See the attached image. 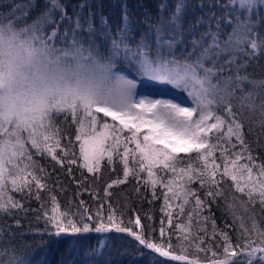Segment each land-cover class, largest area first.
I'll return each instance as SVG.
<instances>
[{"label": "snow or ice", "instance_id": "6c2138e0", "mask_svg": "<svg viewBox=\"0 0 264 264\" xmlns=\"http://www.w3.org/2000/svg\"><path fill=\"white\" fill-rule=\"evenodd\" d=\"M52 4L60 10L59 20L52 18L50 9L28 27L59 50L101 53L92 38L97 32L93 13L86 18L76 14L72 20L58 0ZM165 7L160 5L161 14L154 21L145 15L147 31L138 41L133 37L127 5L122 8L123 26L116 35L101 17L102 34L110 42L105 56L131 73L125 72L128 78L118 105L96 103L55 112L41 131L32 129L20 139V150L13 148L10 161L0 159V264H33L30 254L18 255L11 247L8 237L15 236L13 225L2 222L8 217L20 227L21 217L30 212L38 213L36 220L43 221V229H30L34 235L49 238L41 240L42 245L103 234L95 250L99 256L106 245L112 251L110 234H127L138 246L178 264H201L199 258L189 259L190 248L197 253L211 252L210 264H264V156L254 155L256 149H264V78L253 79L246 71L250 61L264 59V0H228L219 5L223 9L219 14L209 10L197 15L193 8V18L187 21L191 7L187 0H178L167 17ZM200 7H205L203 0ZM207 7H213L211 0ZM17 10L19 6L7 15ZM66 20L70 23L64 24ZM85 24L90 34L87 46L82 36ZM229 25L231 31L226 32ZM246 83L251 90H246ZM245 111L258 117L255 148L245 136ZM61 114L67 127L57 126L56 117ZM73 128L74 139L80 142L78 157L73 151ZM248 132H253L251 123ZM65 134L68 139L62 145ZM34 153L50 158L53 169L58 167L69 177L78 160L82 161L79 168L94 174L97 181L102 165L113 171L119 165L123 179L118 175L107 188L131 177L135 182L132 191L163 201L160 242L145 234L139 216L129 219L131 227L122 226L123 210L111 202H106V210L101 202L93 212L83 200L74 204L69 199L62 210L54 192L63 194L66 188L59 176L58 189L49 185L52 173L40 166ZM85 180L81 172L77 187L83 188ZM107 188L105 201L110 195ZM33 197L39 202L38 209L26 206ZM170 201H179L177 215L187 223H174ZM221 202L222 213L238 225L235 244L227 224L225 229H217L212 205L221 208ZM145 218L153 219L147 214ZM147 229L157 231L152 224ZM48 257L49 249L44 247L35 264H49Z\"/></svg>", "mask_w": 264, "mask_h": 264}, {"label": "trees", "instance_id": "16d2710c", "mask_svg": "<svg viewBox=\"0 0 264 264\" xmlns=\"http://www.w3.org/2000/svg\"><path fill=\"white\" fill-rule=\"evenodd\" d=\"M177 2L178 0H58V3L64 6L66 16L70 17L72 20L76 19V14L82 13V17L86 18L89 12L93 13L92 23L93 27L97 29V32L92 38L95 39L99 51L104 55H107L109 51L110 42L106 41L102 34L103 28L101 24V17L106 19L107 25L112 34L116 35L117 29L123 26L122 8L124 5H127L128 14L131 20V27L133 28V37L138 41L140 36L147 31V24L144 23L145 15L151 17L154 21L160 16V5L163 4L166 5L163 10V14L167 17L169 13L174 10ZM227 2L228 0H211L213 7L209 9L207 7L209 0H203L205 7L202 10L200 7L201 0H187V4L191 7L188 10V15H186L185 20L187 21L193 18V8L197 15L209 10L219 14L223 10L219 7V5L226 4ZM81 4L85 5L83 9L80 8ZM17 6H19V10L15 11L11 16L7 15L8 13L13 12L14 9H17ZM50 9L53 13L52 18L59 20L61 14L60 10L53 8L52 0H0V19L12 20L16 25L26 27L31 25L39 17L43 16ZM242 11L243 10H241V12ZM63 23L69 24L70 21L66 20ZM86 28L87 25L85 24V30L82 32L85 46L88 45L90 35L87 33ZM48 30L49 29L46 27V33ZM225 31H231V26L229 25ZM57 46L63 47L65 45L58 44ZM118 68L125 69L130 72V70L121 63H118ZM246 71L252 74L253 79L264 78V59L257 58L254 61H250ZM245 88L246 90H251V86L247 83L245 84ZM244 116L247 117V119L242 120L245 125L244 131L246 139L252 141V146L255 148L257 135L260 132L259 126L256 123L258 117L252 116L247 111H245ZM56 120L58 127H67V125L63 123V114L56 117ZM250 123L253 127L252 133L248 132ZM74 135L75 129L73 128L71 135L74 142L73 151L78 157L80 142L75 141ZM67 139V134L63 135L61 144H65ZM254 155L264 156V149H256ZM33 158L39 162L40 166L47 168L48 171L52 173L51 179L48 183L53 189H58L60 187V185L56 183L57 176H59L60 182L66 188V191L63 194L59 191L54 192L60 201L62 210L67 208V201L69 199L74 204L78 203L79 200H83L85 202V206L93 212L100 206L101 202H105V210L106 202H111L114 208L119 207L123 210L124 215L122 220L124 223L122 226L131 227L132 225L128 224L129 219L135 220L136 216H139L141 225L145 226V234L150 235L157 243L160 242L161 237L158 229L160 220L163 216V213L161 212L163 201L161 199L153 200V197L149 193H145L144 196H140L136 192L132 191L131 189L134 187L135 182L131 177L125 183L112 185L111 188H107V185L110 184L113 179H117L118 175L120 179H123L119 165L116 166L115 171L102 165L100 173L97 174L100 176V179L97 181L93 178L94 174L87 173L86 169L79 168V163L82 161L78 160V165L73 168L72 176L69 177L63 174L58 167L54 170L53 165L50 162V158L36 153H34ZM240 162L242 163L243 161ZM81 172H83L84 177H86L83 188L77 187V181L81 179ZM73 177H75V179H73ZM105 188H107L108 193H110V195L107 196L106 201ZM77 192H79L80 195L77 196ZM141 192H145L143 187L141 188ZM11 194L16 199H20L19 193L13 191ZM41 195L42 198L46 199V194L43 191ZM157 195L159 196V186ZM201 198L203 199V196ZM126 204L129 205V207H124ZM178 204L179 201H170L173 221L174 223H185L186 220L177 215ZM26 206L30 209H38L40 205L33 197L26 203ZM221 209L222 202L221 208H217L215 205H212V214L216 218L217 229H225V225L227 224L228 228L226 230L229 231V235L232 236L233 243L235 244V234L238 230V225L233 223L232 218L227 215V213H222ZM72 210L75 211V208ZM37 214L38 213L30 212L28 216H22L20 227H16L15 221L8 217H5L2 221L3 223L13 225L11 231L15 233V236L8 237L11 247L15 249L18 255L26 253L30 254L33 264H35V261L39 258L44 247L49 249V264H151L153 260L155 261V264H178V262H173L168 258L160 257L158 254H155L153 251L148 250L143 246H138L135 239L128 237L127 234H123L121 236H117L115 233L110 234L109 239L111 241L112 251L109 252V246L106 245L104 253L99 256L96 254L95 250L98 247V241L104 239L103 234L89 233L75 238H61L59 241L42 245L40 241H48L49 238L47 236L34 235L30 231V229H43L44 227L42 220H36L35 217ZM145 214L153 219L147 220L145 218ZM119 215V212H117V216ZM204 215H208V212L205 211ZM149 224H152L157 231L149 233L147 229V225ZM165 225L167 233L169 226L167 225L166 220ZM261 227H264V223H261ZM133 230H138V227ZM21 233H23V235H21ZM172 244H177L175 236H173ZM141 254L142 258H137L140 257ZM188 255L189 259L199 258L201 264H210V259L212 257L211 252L207 254L197 253L191 248L188 250ZM240 259H243L242 255Z\"/></svg>", "mask_w": 264, "mask_h": 264}, {"label": "clouds", "instance_id": "9594fccd", "mask_svg": "<svg viewBox=\"0 0 264 264\" xmlns=\"http://www.w3.org/2000/svg\"><path fill=\"white\" fill-rule=\"evenodd\" d=\"M127 78L102 53L59 50L28 26L0 19V159L10 161L20 139L55 112L118 105Z\"/></svg>", "mask_w": 264, "mask_h": 264}, {"label": "rangeland", "instance_id": "374dc122", "mask_svg": "<svg viewBox=\"0 0 264 264\" xmlns=\"http://www.w3.org/2000/svg\"><path fill=\"white\" fill-rule=\"evenodd\" d=\"M119 70L131 74L128 70H125V69H119ZM185 223H187V221H185Z\"/></svg>", "mask_w": 264, "mask_h": 264}]
</instances>
